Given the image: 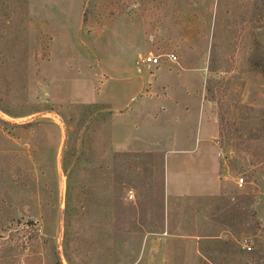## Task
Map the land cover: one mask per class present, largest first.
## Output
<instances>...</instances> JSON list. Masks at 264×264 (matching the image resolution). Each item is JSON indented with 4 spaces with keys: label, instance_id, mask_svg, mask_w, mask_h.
I'll return each instance as SVG.
<instances>
[{
    "label": "rangeland",
    "instance_id": "obj_1",
    "mask_svg": "<svg viewBox=\"0 0 264 264\" xmlns=\"http://www.w3.org/2000/svg\"><path fill=\"white\" fill-rule=\"evenodd\" d=\"M195 139L208 173L165 176ZM216 155V196L172 195ZM166 232L264 264V0H0V264H137Z\"/></svg>",
    "mask_w": 264,
    "mask_h": 264
},
{
    "label": "crops",
    "instance_id": "obj_2",
    "mask_svg": "<svg viewBox=\"0 0 264 264\" xmlns=\"http://www.w3.org/2000/svg\"><path fill=\"white\" fill-rule=\"evenodd\" d=\"M168 54V53H165ZM174 54V53H172ZM153 55H160L157 53H153ZM164 55V54H163ZM183 56L179 57V64L178 65V71L176 72L179 74L180 72L186 71L187 67L184 65L186 60L182 59ZM188 60V59H187ZM163 62L168 63L163 59ZM193 68V67H192ZM186 81V80H185ZM184 81V82H185ZM183 85V90L185 92L187 91V87L185 86V83H182ZM158 90L161 91H166L165 93L168 94L169 92H172L173 89H168L163 85H160ZM181 90V91H183ZM153 92V91H152ZM149 98V96H147ZM142 108H139L138 112L142 114V111L140 110ZM185 109H188L185 107ZM131 113V112H128ZM208 114V112H207ZM209 116V114H208ZM204 159L206 160L205 157V152L203 151V144L198 140L195 139L193 146L191 147H183L179 149H173L170 150L165 154V176L169 175L170 173H193V175L196 174H206L208 173L207 169V163L204 162ZM215 164L214 167L210 168V173L213 178V181L215 185L212 186H204L202 182L196 181L197 176H195V182L193 180V186H176L175 183L172 184L173 189H171V192L173 193V196H187L193 199H202V198H211L216 196L219 193L220 186H221V181H220V176H219V171H218V162H217V155L215 157ZM168 231V230H166ZM160 236V235H159ZM172 237V238H171ZM184 236L180 235H174V234H168L167 232L163 235L161 234V237L158 238H151L153 242H157L156 240L159 241V239H162V244L163 247L157 246L156 248L152 247L150 248V240L146 238L145 242L142 245L141 252H140V257L137 260V264H184L185 263V258L181 263L177 262V256H179L178 252L180 251L176 249V241L173 239H179ZM187 238H195L193 236H187ZM187 240V239H185ZM194 240V239H193ZM173 246H169V244H172ZM195 244L196 242L193 241V264H196L194 261L197 258V249H195ZM185 253V250L183 254ZM147 257L148 260L146 262L143 258ZM183 257V256H182ZM185 257V256H184Z\"/></svg>",
    "mask_w": 264,
    "mask_h": 264
},
{
    "label": "built area",
    "instance_id": "obj_3",
    "mask_svg": "<svg viewBox=\"0 0 264 264\" xmlns=\"http://www.w3.org/2000/svg\"><path fill=\"white\" fill-rule=\"evenodd\" d=\"M163 59L167 62L170 63H176L177 62V56L175 54L172 53H168V54H160V55H146V57L144 58V62L146 63H150V64H154V65H159L160 63L163 62ZM244 179L243 177L238 179V185H242ZM246 248L248 250L251 249L250 245H247Z\"/></svg>",
    "mask_w": 264,
    "mask_h": 264
}]
</instances>
